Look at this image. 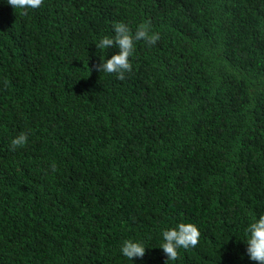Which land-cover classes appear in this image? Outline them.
I'll use <instances>...</instances> for the list:
<instances>
[{
  "label": "trees",
  "instance_id": "trees-1",
  "mask_svg": "<svg viewBox=\"0 0 264 264\" xmlns=\"http://www.w3.org/2000/svg\"><path fill=\"white\" fill-rule=\"evenodd\" d=\"M116 22L159 34L124 80L97 70ZM261 214L264 0H0V264H164L180 222L199 243L167 264H257Z\"/></svg>",
  "mask_w": 264,
  "mask_h": 264
},
{
  "label": "clouds",
  "instance_id": "clouds-1",
  "mask_svg": "<svg viewBox=\"0 0 264 264\" xmlns=\"http://www.w3.org/2000/svg\"><path fill=\"white\" fill-rule=\"evenodd\" d=\"M12 9L27 10L40 8L44 0H6ZM22 14H27L22 11ZM113 36H103L95 44L97 49H107L115 46L118 52L111 55L110 58L104 59L97 66L99 72L115 74L119 80L125 79V73L133 69L130 57L133 56L135 43L144 41L147 45H155L159 40V34L151 31L148 22L138 24L133 31L126 23L116 22L113 25ZM27 143V134L19 133L11 140L13 149L23 147ZM53 172L56 171L55 164L50 165ZM246 239L243 242L247 245L246 252L250 260L256 261L257 264H264V214L257 219L252 217L251 222L245 229ZM163 243L160 248L166 254L164 264L169 260L175 261L179 256V249H188L195 247L199 243L200 231L192 223L180 222L175 227H170L162 231ZM120 251L124 257L132 260L134 257H143L145 246L138 241L126 239L122 242Z\"/></svg>",
  "mask_w": 264,
  "mask_h": 264
}]
</instances>
